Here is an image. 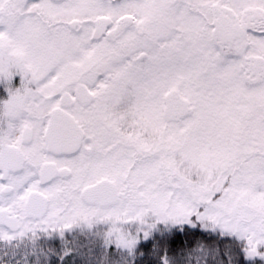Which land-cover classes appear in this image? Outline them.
<instances>
[{
	"label": "snow or ice",
	"instance_id": "snow-or-ice-1",
	"mask_svg": "<svg viewBox=\"0 0 264 264\" xmlns=\"http://www.w3.org/2000/svg\"><path fill=\"white\" fill-rule=\"evenodd\" d=\"M0 264H264V0H0Z\"/></svg>",
	"mask_w": 264,
	"mask_h": 264
}]
</instances>
